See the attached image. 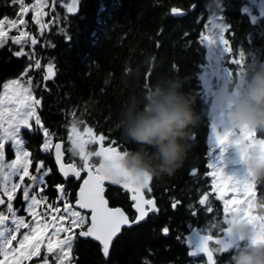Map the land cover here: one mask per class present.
Masks as SVG:
<instances>
[{"label":"trees","instance_id":"obj_1","mask_svg":"<svg viewBox=\"0 0 264 264\" xmlns=\"http://www.w3.org/2000/svg\"><path fill=\"white\" fill-rule=\"evenodd\" d=\"M66 2L56 1L53 20L49 16L48 27L42 31L31 23L27 13L29 34L37 39V44L24 45L20 57L14 53L21 46L11 39L0 45V87L8 80L20 79L22 73L25 78L31 76L34 97L41 100L38 115L50 129L53 142H64L68 163L83 168L80 158L67 150L68 128L76 119L83 121L78 126L80 129L87 125L94 134L108 137L103 145L118 141L121 149L132 147L120 137L117 113L130 93L149 83V73L151 80L161 73L184 78V90L195 97L194 108L200 113L197 126L191 130L196 139L189 141L182 167L172 177L153 178L151 191H145L146 198L154 200L157 211L150 212L144 222L123 229L108 257L89 237L79 238L73 248V264H183L184 234L193 220L187 203L197 201L209 186L206 173L212 114L201 79L208 49L199 41L214 15L206 9L205 0H79L80 13L69 17L64 8ZM242 2L223 0L222 10L215 15L229 25L227 37L233 52L241 51L244 55V81L247 73L264 62V29L247 22L248 17L241 14ZM173 7L185 15L174 16ZM18 10L19 5L13 7L12 0H0V18L7 15L15 19ZM65 34L70 35V40L65 39ZM148 55L155 57L158 66L151 71L141 68L139 80L128 76L129 69L140 67ZM36 60L41 61L39 67ZM49 63L53 65L54 75L46 81L45 66ZM22 136L26 150L32 154L30 170H36V162L51 169L44 194L50 201L55 200L59 195L55 184L64 183L65 194L74 204L80 180L78 183L76 179L59 176L51 150L42 147V132L22 130ZM95 147L92 145L90 151L94 152ZM6 158L13 159L10 145L6 146ZM90 159L98 163L95 157ZM192 168L198 170L196 174L191 172ZM259 185L257 197L264 195V184ZM105 192L110 206L121 207L134 220L133 203L127 192L109 185H105ZM176 201L179 204L173 208ZM14 204L22 207L20 193ZM165 227L169 229L167 233L163 231Z\"/></svg>","mask_w":264,"mask_h":264},{"label":"snow or ice","instance_id":"obj_2","mask_svg":"<svg viewBox=\"0 0 264 264\" xmlns=\"http://www.w3.org/2000/svg\"><path fill=\"white\" fill-rule=\"evenodd\" d=\"M12 4L13 7L19 5V10L15 19L7 15L0 18V45L9 39L8 28L17 29L19 35H12L10 39L12 43L21 46L20 50L14 53L15 56L20 57L24 54V45L29 39L31 45L37 44V39L30 36L28 31L23 30L27 25L24 15L31 9L32 20L41 29L47 27L41 20L45 14L44 4L43 0H36L35 4H27L25 0H12ZM78 4L79 0H71L66 4L67 12L77 13ZM206 5L209 13L215 15L217 11L222 10L223 0H205V7ZM180 11L176 7L171 9L173 14H179ZM219 20H222V17ZM228 29L227 24H213V32L211 34L201 32L199 42L201 44L219 43L224 53H230L232 49L228 46L229 41L225 39V32ZM61 31L65 30L62 28ZM65 39L70 40V35L65 34ZM243 61L244 55L240 51L239 56L230 61L231 64L237 66L235 72L232 71L229 74L230 76L237 79L241 76ZM40 64V60L35 61L37 67ZM27 71L28 69L24 70L25 73ZM45 72L44 80L47 81L54 75L51 63L45 66ZM21 75L23 76L24 73ZM150 81L151 74L149 73ZM3 88L4 95L0 96V206L4 207L0 208V264H29V262L36 264L34 258L41 256L43 258L39 264H50V260L53 259L55 264H73L74 244L79 238L88 237L97 241L104 257H108L110 245L121 233L123 226L141 222L150 212L157 211L154 200L145 199L142 193L143 189L151 191L150 181L152 179L145 178L143 182L114 179L113 176L123 174L116 161L125 150L119 147L118 141H112L107 147L103 146L104 142L109 139L108 137L94 134L93 128L87 125L81 132L79 127L72 122L68 128V140L71 150L78 153L83 162V168L76 164L62 163L63 152L59 142L54 145L55 163L64 177L71 179L74 176L78 178V183L79 179H83V182L80 183L79 190L75 193L74 205L71 203V197L65 194L66 185L64 183L55 184V189L60 193L55 199L63 202L62 209L56 203H48L50 198L44 194L43 190L47 187L46 177L51 169L45 168L42 162H36L34 165L36 173L30 172V166L33 165L32 154L26 150V141L22 136V130L40 131L44 137L43 149L47 150L53 146L50 129L43 125L38 115L41 100L33 97L31 76L27 77L26 83L21 79H11L3 84ZM226 135L216 125L211 127L208 138L211 145L209 154L216 147H219L221 152L224 151ZM249 135L255 136V134ZM192 139H196L195 134ZM256 142L260 145L261 151H264V138H257ZM88 144H97L100 147L95 152H91L87 149ZM7 145L14 150V159L6 160ZM92 156L97 157L99 163H94L90 159ZM207 168L211 169L206 175L213 177L212 188L216 198L223 204L222 219L214 220L227 225L230 215L240 213L243 218L258 227L257 238L264 242V217L255 213L253 205L255 184L247 178V175L241 178L226 175L223 165L213 163L211 160L208 161ZM83 171L87 172L86 178L81 176ZM197 171L196 168L191 169L193 174ZM105 181L122 185L124 189L132 193L131 200L134 201L132 208L135 209L134 220L130 219L121 207L109 206V201L105 198ZM18 190L22 193L23 211L31 217L30 220L25 215L19 214L14 204ZM229 192L236 195H233L231 199L225 198ZM241 193L246 194L245 198L238 199ZM178 204L179 201L174 202L173 208ZM199 204L205 206L208 213H213L214 209L209 205L207 192L199 197ZM45 205L47 206L44 207ZM168 230L167 227L163 229L165 233ZM212 230L207 226L204 230L207 234H203L200 230L192 229L191 236L188 238L192 247L189 255L196 257L202 253L206 257V264H218V258L214 259V253L227 254V249L234 244L226 227L223 230L217 229L222 235L215 237L211 234ZM209 242H214L217 247L211 248Z\"/></svg>","mask_w":264,"mask_h":264},{"label":"clouds","instance_id":"obj_3","mask_svg":"<svg viewBox=\"0 0 264 264\" xmlns=\"http://www.w3.org/2000/svg\"><path fill=\"white\" fill-rule=\"evenodd\" d=\"M157 66L155 57L148 55L127 75L139 80L141 68L151 71ZM184 85V78L161 73L121 102L116 127L121 139L132 147L117 158L123 174L114 179L143 182L145 178L172 177L182 167L193 137L191 130L200 120L195 97ZM208 106L216 111L221 132L227 134L225 148L231 149L251 182L264 184V151L256 142L257 134L264 137V62L246 74L239 88L232 78L219 81L208 97ZM73 123L78 127L83 121ZM253 205L255 213L264 217V195L253 197ZM208 227L229 230L234 244L227 249L226 264H264L258 227L242 214L230 215L227 225L213 220Z\"/></svg>","mask_w":264,"mask_h":264},{"label":"rangeland","instance_id":"obj_4","mask_svg":"<svg viewBox=\"0 0 264 264\" xmlns=\"http://www.w3.org/2000/svg\"><path fill=\"white\" fill-rule=\"evenodd\" d=\"M25 1H26L27 4H35L36 3V0H25ZM51 1L52 0H43V4H44L43 12L45 14L41 17V20L46 25H47V20H48L49 16L53 20L52 13L51 14L49 13V7H50V4H51ZM56 1L57 0H54V5H55ZM68 2H69V0H67V2L64 4V8L66 7V4ZM54 5H53V8H54ZM53 8H52V11H53ZM28 13H30L31 23L36 26V29L38 31H42L44 28L41 29L40 26L37 25L35 23V21L32 20V10L31 9L29 10ZM26 15H27V13L24 15V19L27 21ZM219 18L220 17L217 16V15L211 16V18L207 22V27L205 29V34H211L213 32V24H217V23H223L224 24L223 20H219ZM29 26L30 25L27 22V25H26V27L23 30L29 32ZM47 27H48V25H47ZM7 30H8V33H9V39H10V37L12 35H17V36L19 35V31L17 29L8 28ZM216 31H218V29H216ZM24 39H28V38H24ZM28 42H30V39L28 40ZM204 44L206 45V47L208 49V53H207V59L208 60H207V64L204 66V68L202 70L201 79H202V82L204 84V89H205V92H206L207 96L209 97V95L212 92V90L215 87V85L219 81H221V80H223L225 78H232L234 80L236 86L238 88L241 87L242 84H243V75L241 74V76L238 79L236 77H233V76L229 75L233 71L232 70L233 68L231 66L229 67L228 65H225L223 63V58H224V54H225L224 51H223V47L219 43L209 44L208 42H205ZM233 67H235V66H233ZM24 76L25 75H23L20 79L23 82L26 83L27 82V78H25ZM32 94H33V91H32ZM2 95H4L3 85L0 87V96H2ZM33 97H34V94H33ZM211 114H212V117H211L212 126L216 125L217 128L219 129L220 128L219 118H218V115H217L216 111L214 109H212V108H211ZM33 125H34V121H33ZM34 127H35V125H34ZM79 130L81 132H83V129L79 128ZM53 144H54V142H53ZM92 145H94V144H88L87 145V149L89 151H90V147ZM95 145L97 146V144H95ZM51 148L47 149L46 151L51 150ZM67 150L71 153V155L73 154V155H77L79 157L78 153H74L71 150V144H70L69 140H68ZM12 151H13V159H14L15 158V153H14L13 149H12ZM6 160H9V159L6 158ZM212 162L213 163L222 164L223 165V171H224V173L226 175L234 176V177H237V178H240L239 177L240 175H242V177H244L246 175V170L244 169L243 165L238 161V159L235 157V155L231 151V149L224 148V151L221 152L219 147L213 148V151H212ZM45 168H49V167H45ZM30 172L35 174L36 170L34 172L30 170ZM18 194H19V190H18ZM233 195H236V194L229 192V193L226 194L225 198L231 199ZM239 195H242V198H239V197H237V198L238 199H243V198H245L246 194L242 193V194H239ZM20 200L22 202V193H20ZM48 203H56L61 209L63 207V202L62 201H56V199L53 200V201L49 200ZM46 206L47 205H45L44 207H46ZM17 208L19 210V214L25 215L26 218L29 219V220L31 219V217H28L27 214L23 211L22 207H17ZM37 210L40 211L41 209H37ZM42 258H43L42 256L39 257V258H34V260H36V264H39V262H40V260ZM29 264H31V262H29ZM50 264H55V260L54 259L50 260Z\"/></svg>","mask_w":264,"mask_h":264},{"label":"flooded vegetation","instance_id":"obj_5","mask_svg":"<svg viewBox=\"0 0 264 264\" xmlns=\"http://www.w3.org/2000/svg\"><path fill=\"white\" fill-rule=\"evenodd\" d=\"M242 6L240 7L241 14L245 15L248 17L247 22L251 25H256L257 29H264V15H260V0H242ZM223 20V19H222ZM224 24L225 21L223 20ZM227 30L225 32V39L229 41L228 46L231 48V40L228 39L227 37ZM232 36H230L231 38ZM233 38V37H232ZM232 49V48H231ZM239 54L237 52H230V53H225L224 58H223V63L225 65H228L229 67L231 66L233 69V72H235V67L236 65L231 64V59L238 57ZM235 66V67H233ZM257 138H264L259 136L257 134ZM209 144V141H208ZM211 145L209 144V148ZM209 148L207 150V157L208 161H212V152L209 154ZM213 151V149H212ZM208 163V162H207ZM211 171V169L207 168V172ZM209 179V186L205 192L208 193V201L209 205L214 209L213 213H208L207 208L203 205L199 204V199L194 202H189L187 203V206L189 207L190 210V215L193 216V220L190 222V224L187 226V230L184 234V248L186 252V259L184 260L183 264H206V257L203 256V254H199L196 257L189 256V253L192 251V247L190 244L187 243L186 241V236L192 232V229H197L200 230L203 234H207L204 230L206 227L209 225V222L213 221L214 219H222L223 217V204L222 201L218 200L216 198L215 192L212 188V180L213 177L207 176ZM240 178L242 175L239 176ZM259 187V184H255V196L257 197V190L256 188ZM44 191V190H43ZM203 192L202 195L205 193ZM242 194V193H241ZM239 198H242V195H238ZM193 213H196V215H193ZM211 234L215 237L217 235H222L221 233L218 232L217 229H213ZM209 246L211 248L217 247L214 242H209ZM218 258V264H226V262L229 259V251L227 254L225 253H214V259Z\"/></svg>","mask_w":264,"mask_h":264},{"label":"water","instance_id":"obj_6","mask_svg":"<svg viewBox=\"0 0 264 264\" xmlns=\"http://www.w3.org/2000/svg\"><path fill=\"white\" fill-rule=\"evenodd\" d=\"M70 2H71V0H69L68 3H70ZM53 5H54V0L51 1L50 7H49V13H50V14L52 13ZM65 11H66V13H67V15H68L69 17H75V16H77V15L80 13V3L78 4L77 13H68L66 7H65ZM172 14H173V13H172ZM173 15L176 16V17H183V16L185 15V12L180 11L179 14H173ZM260 15H261V16L264 15V0H260ZM50 21H52V19H50ZM57 142L61 143V145H62V149H61L62 152H63L62 163H64L65 165H67V164H72V163H68V162L66 161V154H65V150H64L65 146H64V142H63V141H56V142H54V144H53V146H52V148H51V154H52L53 162H54L55 168H56V170H57L59 176L62 177L63 179H68V178L64 177L62 173L59 172L58 166H57L56 163H55V148H54V145H55V143H57ZM103 146L107 147L108 145H103ZM98 147H100V145H97V146L95 147L94 152L97 150ZM93 157H95V156H93ZM95 158L98 159L97 157H95ZM98 163H99V160H98ZM81 176L84 177V178H86V177H87V172H86V171H83V172L81 173ZM72 178H73V179H76V180L78 179V178H76V177H74V176H73ZM79 180H80V183L83 182V179H79ZM80 183H79V185H80ZM104 183H105V185H109V186H112V187H119V188L122 189L123 191L127 192V193L130 195V200H131V195H132V193L128 192L127 189H124V188L122 187V185L113 184L111 181H105ZM151 183H152V180L150 181V186H151ZM78 190H79V186H78L77 191H78ZM77 191H76V192H77ZM145 191H148V189H143V190H142V193H143L145 199H147V198H146V195H145ZM105 198L107 199L106 196H105ZM107 200H108V199H107ZM131 201H132V200H131ZM132 203H134V201H132ZM73 205H74V204H73ZM109 206H110V204H109ZM3 207H4V206H0V208H3ZM111 207H112V206H111ZM121 209H122V208H121ZM122 210H123V209H122ZM132 210H133L134 213H135V209L132 208ZM125 213H126V212H125ZM126 215H127V213H126ZM134 219H135V217H134ZM146 219H147V217H146L143 221L138 222V223L133 224V225H138V224L144 222ZM127 227H128V226H123V227H122V230L125 229V228H127ZM119 234H120V233H119ZM119 234H118V236H119ZM118 236H117V237H118ZM190 236H191V232L186 236V241H187L188 244H189V242H188V238H189ZM89 238L92 239L95 243L98 244V242L95 241L93 238H91V237H89ZM115 239H116V238H114V240H115ZM113 242H114V241H113ZM194 242H195V241H194ZM98 245H99V244H98ZM111 246H112V245H110V248H111ZM200 254H201V253H200ZM198 255H199V254H198ZM189 256H191V255H189Z\"/></svg>","mask_w":264,"mask_h":264}]
</instances>
